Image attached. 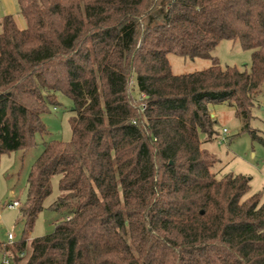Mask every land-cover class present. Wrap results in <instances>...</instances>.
<instances>
[{"label":"trees","instance_id":"trees-1","mask_svg":"<svg viewBox=\"0 0 264 264\" xmlns=\"http://www.w3.org/2000/svg\"><path fill=\"white\" fill-rule=\"evenodd\" d=\"M16 2L24 27L0 18V156L47 133L56 92L74 114L70 139L43 142L30 167L21 236L0 242L9 264H264V195L217 176L200 136L217 137L219 102L255 137L264 0ZM223 39L251 51L249 70L210 55ZM169 53L211 64L175 74ZM55 175L62 217L28 240Z\"/></svg>","mask_w":264,"mask_h":264},{"label":"rangeland","instance_id":"rangeland-1","mask_svg":"<svg viewBox=\"0 0 264 264\" xmlns=\"http://www.w3.org/2000/svg\"><path fill=\"white\" fill-rule=\"evenodd\" d=\"M6 9L12 10L8 14L14 19H19L16 0H0V17L6 14ZM250 54V50L243 49L238 40L232 39L221 40L210 53L218 59L221 66H236L240 70H249ZM167 57L175 74L200 70L211 64L209 57L188 58L173 53H169ZM129 85L132 93L137 96L132 79ZM56 95L58 101L56 107H49V110L41 115L47 133H36L35 145L28 149H19L0 156V242H3V246L6 244V235L9 231L14 232L15 240L22 232L18 209H8L3 205L4 202L18 198L21 205L24 201L27 174L33 161L42 151L43 142L68 141L71 137L69 118L74 114L72 101L60 92H56ZM208 107L214 117L217 133L221 132L222 128L228 131L225 140L220 142L218 134L211 140H205V135L200 134L202 146L217 159L212 171L217 176L229 172L244 174L251 179L250 193L262 192L264 195V82L254 98L253 117L250 120V126L255 130L254 138L249 132H241V122L233 108L219 102H210ZM57 182L58 176L55 175L51 178V194L43 201L44 209L38 214L28 234V240L51 232L55 221L62 217L60 212L49 208L58 195ZM29 254L28 246L25 259ZM4 256L7 255L0 251V261Z\"/></svg>","mask_w":264,"mask_h":264},{"label":"built area","instance_id":"built-area-1","mask_svg":"<svg viewBox=\"0 0 264 264\" xmlns=\"http://www.w3.org/2000/svg\"><path fill=\"white\" fill-rule=\"evenodd\" d=\"M141 98L144 97L143 94L140 95ZM227 129L226 128H222L221 132L218 133V139L219 142L220 140L223 141L225 140L226 136H227ZM6 208L8 209H19L20 206V201L18 198H13V199H9L8 201L4 202L3 204ZM0 218H1V213H0ZM7 241L6 244H12L15 241V234L12 231H9L6 235ZM0 264H9V259L8 257L4 256L1 261Z\"/></svg>","mask_w":264,"mask_h":264},{"label":"crops","instance_id":"crops-1","mask_svg":"<svg viewBox=\"0 0 264 264\" xmlns=\"http://www.w3.org/2000/svg\"><path fill=\"white\" fill-rule=\"evenodd\" d=\"M10 9L13 10L12 7H11ZM12 10L6 9V10H5V13L8 14V13L11 12ZM14 11H15V10H14ZM14 11H13V12H14ZM13 12H12V13H13ZM10 15H11V14H10ZM18 15L20 16L19 19L16 20V18H15L14 20H15V22H16V24H17V26H18L19 28H23L24 25H25V24H24V20H23L22 16H21L19 13H18ZM0 18H1V17H0ZM13 18H14V17H13Z\"/></svg>","mask_w":264,"mask_h":264}]
</instances>
